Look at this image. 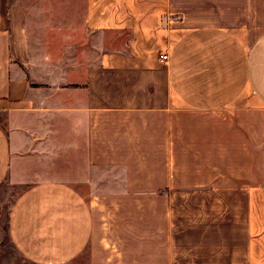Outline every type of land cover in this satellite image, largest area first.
<instances>
[{
	"label": "crops",
	"instance_id": "0c3cea01",
	"mask_svg": "<svg viewBox=\"0 0 264 264\" xmlns=\"http://www.w3.org/2000/svg\"><path fill=\"white\" fill-rule=\"evenodd\" d=\"M0 44L15 262L264 264V0H0Z\"/></svg>",
	"mask_w": 264,
	"mask_h": 264
},
{
	"label": "rangeland",
	"instance_id": "374dc122",
	"mask_svg": "<svg viewBox=\"0 0 264 264\" xmlns=\"http://www.w3.org/2000/svg\"><path fill=\"white\" fill-rule=\"evenodd\" d=\"M27 64L29 69L43 70V67L50 66V68L59 67L61 69H69L75 71V80L80 79L84 69L91 59L94 57V43L93 47L85 43H30L27 44ZM3 45L0 44V49ZM23 44H12L13 59L12 63L20 65L19 53L24 52ZM24 54V53H23ZM22 54V57H23ZM15 196V190L12 188L0 187V261H12L11 264H25L17 263L18 257L13 249L8 245L5 234L3 232L4 220L6 211L10 201ZM86 257L85 251L77 256V261H84Z\"/></svg>",
	"mask_w": 264,
	"mask_h": 264
},
{
	"label": "built area",
	"instance_id": "2783aa9c",
	"mask_svg": "<svg viewBox=\"0 0 264 264\" xmlns=\"http://www.w3.org/2000/svg\"><path fill=\"white\" fill-rule=\"evenodd\" d=\"M167 55L165 53L160 54L161 60H166Z\"/></svg>",
	"mask_w": 264,
	"mask_h": 264
}]
</instances>
